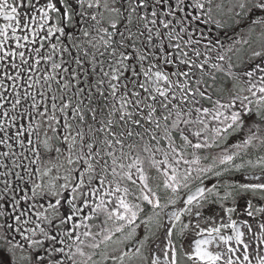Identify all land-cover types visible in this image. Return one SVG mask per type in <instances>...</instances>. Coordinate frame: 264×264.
<instances>
[{"label":"snow or ice","instance_id":"snow-or-ice-1","mask_svg":"<svg viewBox=\"0 0 264 264\" xmlns=\"http://www.w3.org/2000/svg\"><path fill=\"white\" fill-rule=\"evenodd\" d=\"M0 20V264H264V0Z\"/></svg>","mask_w":264,"mask_h":264},{"label":"flooded vegetation","instance_id":"flooded-vegetation-1","mask_svg":"<svg viewBox=\"0 0 264 264\" xmlns=\"http://www.w3.org/2000/svg\"><path fill=\"white\" fill-rule=\"evenodd\" d=\"M0 22H2V20H0ZM229 35H231V33H229ZM222 36H223V33H222ZM232 39L235 40V39H237V37L232 36ZM223 42L225 43L226 46L229 43H231V41L228 40L227 38H224ZM252 47H256V45L253 44ZM236 49H239V51H236L234 49L233 52L228 53V55L232 57L233 63L234 64H237L240 61H246L247 56H249L250 55V52H251V49L249 48V46L248 45L237 44L236 45ZM214 55L215 54H213V56ZM212 62H215V61L213 60ZM221 63H223V62H221ZM233 70L234 71H238L240 69L239 68H234ZM208 71H211L213 73V75L216 76V80L215 81H213L210 76L205 78L207 85H210L211 86L210 88H212V91L215 88L228 87V86H230V80L226 76L225 73L215 72L214 70H211V69H208ZM152 174L154 175L155 173L153 172ZM17 238L19 239V237H17Z\"/></svg>","mask_w":264,"mask_h":264},{"label":"trees","instance_id":"trees-1","mask_svg":"<svg viewBox=\"0 0 264 264\" xmlns=\"http://www.w3.org/2000/svg\"><path fill=\"white\" fill-rule=\"evenodd\" d=\"M207 90L210 92L212 91V88L208 87ZM5 150H7L6 147L3 145H0V151H5Z\"/></svg>","mask_w":264,"mask_h":264}]
</instances>
